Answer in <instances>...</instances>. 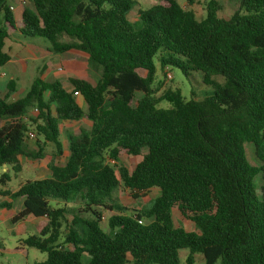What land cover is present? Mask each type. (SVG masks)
Masks as SVG:
<instances>
[{
    "label": "trees",
    "instance_id": "obj_1",
    "mask_svg": "<svg viewBox=\"0 0 264 264\" xmlns=\"http://www.w3.org/2000/svg\"><path fill=\"white\" fill-rule=\"evenodd\" d=\"M29 1L15 19L9 0H0V67L10 60L5 40L22 36L46 40L60 56L75 49L101 71L94 84L69 78L70 90L35 78L12 102L10 80L0 96V169L17 173L20 156L41 160L47 144L55 149L48 177L3 192L22 202L12 224L45 219L21 244L46 255L34 264H179L182 250L184 264H195L196 254L204 264H264V187L258 197L254 183L259 174L264 179V0H241L244 14L229 19L219 18V4L209 0L200 21L187 9L197 0H184L185 7L157 0L137 9V23L128 20L134 0ZM157 55L162 69L200 73L212 94L185 100L167 91L156 98ZM162 101L171 107L158 108ZM33 108L35 118L23 120ZM81 120L89 129L68 134L65 150L59 123ZM31 127L37 150L27 155ZM247 143L260 166L248 163ZM121 152L141 157L131 172L119 162ZM9 181L3 172L0 185ZM119 186L133 199L152 189L158 194L127 216L112 203ZM76 201L77 214L88 217L68 220ZM174 210L192 230L174 225ZM103 211L112 213L108 232L100 226Z\"/></svg>",
    "mask_w": 264,
    "mask_h": 264
},
{
    "label": "rangeland",
    "instance_id": "obj_2",
    "mask_svg": "<svg viewBox=\"0 0 264 264\" xmlns=\"http://www.w3.org/2000/svg\"><path fill=\"white\" fill-rule=\"evenodd\" d=\"M136 2L135 7L128 14V20L131 23H137V9H146L157 3V0H134ZM209 0H197V2L191 6L187 7L194 12L196 19L198 21L202 20L206 15V4ZM219 4V11L217 16L222 19H229L234 12L244 14V11L240 9L241 0H214ZM12 2V0H9ZM182 7H185L184 0H178ZM21 5V3H20ZM24 7L30 8V1H26L25 4L21 5L18 10ZM14 14H17L16 10ZM18 16V15H17ZM10 41L14 42L18 46H24V49H20L15 46L10 52H8L10 61L4 66L0 67V96L5 91V87L10 79H15L17 81L16 91L13 94L14 98L21 97L30 87L31 83L35 78H42L47 82L59 81L64 88L68 89L70 87L68 82V77L76 76L90 83H96V81L101 76V71L98 67H93L88 64L85 60V55L76 51L75 49H69L68 52L62 54V56L51 52L48 48L49 43L40 38H25L19 36V39L12 36ZM60 43L69 44L72 43L66 37L60 38ZM6 51V49H5ZM26 60L27 64H21V61ZM153 63L155 66V74L153 77L152 88L155 92V97L158 98L162 96L167 91H179L181 96L185 100L196 99L201 100L204 97H208L212 94L213 89L209 86H205L202 83L201 74L198 72H188L185 75L179 68L174 66H168L167 68H160L159 56L153 58ZM62 68L61 71H57V68ZM64 71V72H63ZM66 71V72H65ZM143 74V73H142ZM171 76V79L167 78V75ZM2 75V76H1ZM216 81L222 82L221 78H217ZM140 96V95H138ZM11 101V99H9ZM79 104L83 110L86 109L84 102L79 100ZM158 108L168 109L171 104L167 101H162L157 105ZM29 112V111H28ZM28 118H35L29 116ZM90 123L81 120L79 122H60V142L66 150L67 146V135H77L80 130H88ZM29 131L34 133L31 127ZM36 139L28 140L26 139V150L27 155L34 153L37 150L35 143ZM245 152L248 163L251 166L258 167L260 162L256 159L254 154V147L252 144H245ZM146 150L143 149L142 154H145ZM44 158L41 160H33L26 156L19 157L20 171L14 173L8 168L0 169V176L3 172H6L10 181L6 183L5 186L0 185V204L8 203L10 205L9 209L0 206V264H34L42 262L45 260L46 255L39 252L33 248L23 247L22 241L29 236L37 235L35 224L42 223V221L33 220V217H28L24 219L23 222H16L12 224L10 219L14 216L17 210L20 209L21 200H13L6 196H3V192H13L19 185L24 183L26 180L41 179L48 176L47 165L49 164L52 155L55 154V149L50 144L44 147ZM66 152L64 156L58 159L59 163H63L65 160ZM141 160V157H134L121 152L119 154V162L122 163L128 171H132L135 165ZM116 165V164H115ZM256 193L258 197H261V188L264 187V179L259 174L254 180ZM158 194L157 189H152L147 193L139 196L137 199H133L130 194L122 189L120 186L114 189L111 193L112 203L119 206L127 208L125 215L131 216L134 211H140L149 207L156 195ZM61 206V203H59ZM82 204L76 201L68 205L69 214L68 220L71 219V215H76L78 208H81ZM8 210V211H7ZM4 212H7L4 214ZM2 214H4L2 216ZM112 213L103 211L101 229L104 232H108L107 229V219ZM83 218H87V215L77 214ZM174 225L176 227H182L186 231L193 229L190 222L184 220L177 212H173ZM36 223H35V222ZM20 249H23L21 251ZM186 250L179 252V264L185 263V258L187 255ZM195 264H204L201 255L196 254L194 256Z\"/></svg>",
    "mask_w": 264,
    "mask_h": 264
},
{
    "label": "crops",
    "instance_id": "obj_3",
    "mask_svg": "<svg viewBox=\"0 0 264 264\" xmlns=\"http://www.w3.org/2000/svg\"><path fill=\"white\" fill-rule=\"evenodd\" d=\"M20 1L21 0H12V2H8V4H9V7H13V15H14V18L15 19H18L19 18V16H20V14H21V12H22V10L23 9H21V10H18L19 9V7L21 6L20 5ZM16 10V12H17V14H14V11ZM18 15V16H17ZM10 39L11 38H9V39H7V40H5V45H4V48H3V51L5 52V53H7L8 54V52H10V50H12L15 46H17L18 48H20V49H24V46H18L17 44H15L14 42H12V41H10ZM16 39H18V38H16ZM5 49H6V51H5ZM9 55V54H8ZM85 55V54H84ZM85 57H86V55H85ZM10 61V60H9ZM21 64H27V61L26 60H23V61H21ZM60 68V67H59ZM59 68H57V71H59L58 69ZM61 70H62V68H60ZM64 72V71H63ZM66 72V71H65ZM2 76V75H1ZM71 77H75V78H78V79H82V78H80V77H76V76H70V77H68V79L69 78H71ZM10 80H12V81H14L15 82V91H14V93L16 94L17 92H18V89H17V91H16V85H17V81L15 80V79H10ZM9 80V81H10ZM83 80V79H82ZM63 86V85H62ZM66 89V88H65ZM66 90H70V87L68 88V89H66ZM13 93V94H14ZM12 94V95H13ZM11 95V97L9 98V99H11V101H9V102H12V101H15V100H17V99H19V98H21V97H16V98H14L13 96ZM79 100H80V98L78 97L77 98V102H78V104H79ZM83 102V101H82ZM80 105V107H81V104H79ZM85 105V104H84ZM82 108V107H81ZM30 111L31 110H29V112L27 113V115L30 113ZM29 117V116H28ZM48 170V169H47ZM49 174V173H48ZM48 177V176H47ZM42 179V178H41ZM34 180H36V179H34ZM10 202H11V200H9ZM21 208H22V203H21V205H20V209L19 210H21ZM19 210H17L16 212H18ZM8 211V210H7ZM7 212H4V214H6ZM4 214H2V216L4 215ZM28 218V217H27ZM26 219V218H25ZM35 219H38L39 221L41 220L42 221V219H40V218H33V220H35ZM24 220H22V221H20V222H23ZM36 222H37V220H35ZM34 221V222H35ZM35 222V223H36ZM37 224H39L38 222L35 224V225H37ZM21 251H23V249H20Z\"/></svg>",
    "mask_w": 264,
    "mask_h": 264
},
{
    "label": "built area",
    "instance_id": "obj_4",
    "mask_svg": "<svg viewBox=\"0 0 264 264\" xmlns=\"http://www.w3.org/2000/svg\"><path fill=\"white\" fill-rule=\"evenodd\" d=\"M26 1H28V0H21V1H20L21 5L25 4ZM9 9H10L11 11H13V7H9ZM58 70L61 71L60 68H59ZM167 78L171 79V76L168 74V75H167ZM74 95H77V93H75ZM37 113H38L37 108H33V109H31V111H30V113H29L28 115L26 114V115L23 117V120H27V119H28V116H30V115H31V116H34V115H36ZM26 138H27L28 140H33V139H35V134H34L33 132H31V131H28V132L26 133ZM138 223L141 224L142 221H138Z\"/></svg>",
    "mask_w": 264,
    "mask_h": 264
}]
</instances>
